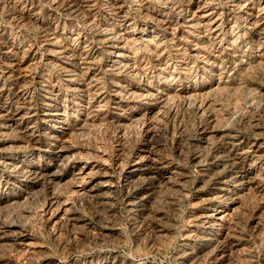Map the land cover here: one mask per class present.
<instances>
[{
  "label": "rangeland",
  "instance_id": "obj_1",
  "mask_svg": "<svg viewBox=\"0 0 264 264\" xmlns=\"http://www.w3.org/2000/svg\"><path fill=\"white\" fill-rule=\"evenodd\" d=\"M13 1L0 264H264V0Z\"/></svg>",
  "mask_w": 264,
  "mask_h": 264
},
{
  "label": "bare ground",
  "instance_id": "obj_2",
  "mask_svg": "<svg viewBox=\"0 0 264 264\" xmlns=\"http://www.w3.org/2000/svg\"><path fill=\"white\" fill-rule=\"evenodd\" d=\"M4 1L5 0H3V3H4ZM7 1V0H6ZM16 1V0H15ZM15 1H13V2H15ZM20 1V0H19ZM108 1H110V0H108ZM169 1V0H168ZM192 1V0H191ZM251 1V0H250ZM12 2V3H13ZM53 2V1H52ZM58 2H60V1H58ZM91 2V1H90ZM114 2V1H113ZM120 2V1H119ZM135 2V1H134ZM51 3V2H50ZM140 3H141V1H140ZM170 3V2H169ZM254 2H252V4H253ZM5 4V3H4ZM15 4V3H14ZM47 4V3H46ZM143 4V3H142ZM250 4V3H249ZM17 5V4H16ZM177 5V4H176ZM191 5V4H190ZM255 5V4H254ZM13 6V5H12ZM140 6V5H139ZM2 7V6H1ZM7 8V7H6ZM67 9H69L68 7H66ZM81 8V7H80ZM189 8V7H188ZM251 8V7H250ZM36 10V9H35ZM77 10V9H76ZM86 10V9H85ZM69 11V10H68ZM253 11V10H252ZM89 12V11H88ZM119 12V11H118ZM28 13V12H27ZM35 14V13H34ZM73 14V13H72ZM117 14V13H116ZM29 15H31V14H29ZM118 15V14H117ZM154 15V14H153ZM198 15V14H197ZM22 16V15H21ZM178 16V15H177ZM199 16V15H198ZM215 16V15H214ZM29 17V16H28ZM33 18H34V16H33ZM156 18V17H155ZM201 19V18H200ZM206 19V18H205ZM208 19V18H207ZM212 19V18H211ZM8 20V19H7ZM157 20V19H156ZM210 20V19H209ZM34 21H35V19H34ZM109 21V20H108ZM168 21V20H167ZM173 21V20H172ZM203 21V20H202ZM263 21V20H262ZM40 22V21H39ZM22 23V22H21ZM35 23V22H34ZM51 23V22H50ZM172 23V22H171ZM203 23H204V21H203ZM202 23V24H203ZM254 23V22H253ZM28 24V23H27ZM37 25V24H36ZM102 25V24H101ZM161 25V24H160ZM162 25H163V23H162ZM29 26V25H28ZM111 26V25H110ZM119 26V25H118ZM209 26V25H208ZM205 27V26H204ZM119 28V27H118ZM138 28V27H137ZM44 33V32H43ZM8 34V33H7ZM68 34V33H67ZM0 35H1V33H0ZM60 35V34H59ZM70 35V34H69ZM4 38V37H3ZM65 38V37H64ZM144 40V39H143ZM6 44H8V46H9V48L10 49H13V52H11V53H15L14 51L16 50V48L18 47H14L13 45H12V43H8L7 41L5 42ZM67 44V43H66ZM7 48V47H6ZM19 49V48H18ZM29 49V48H28ZM81 51V50H80ZM10 52V51H9ZM33 53V52H32ZM15 55V54H14ZM17 56H19L18 55V53H17ZM21 60V59H20ZM9 62V61H8ZM32 65V64H31ZM32 68V67H31ZM27 79V78H26ZM4 109V108H3ZM3 114V113H2ZM63 154V153H62Z\"/></svg>",
  "mask_w": 264,
  "mask_h": 264
}]
</instances>
